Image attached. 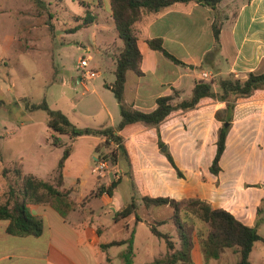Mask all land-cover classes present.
I'll list each match as a JSON object with an SVG mask.
<instances>
[{
	"label": "crops",
	"instance_id": "crops-1",
	"mask_svg": "<svg viewBox=\"0 0 264 264\" xmlns=\"http://www.w3.org/2000/svg\"><path fill=\"white\" fill-rule=\"evenodd\" d=\"M45 2L48 11H44L41 16H47L51 20L55 19L52 7L56 12L64 10L77 21L82 20L84 15H90L93 17L91 24H96V18L89 13L96 8L111 18L109 0ZM70 4L74 9L69 8ZM26 8V0H0V31L5 34L4 40L10 48L14 42L19 43L21 40L16 38L19 31L16 21L31 18L33 15ZM33 11L35 16L40 17L36 14L35 7ZM216 13L222 19L220 50L214 57L209 58L206 64H202L203 58L213 48L211 24L214 16L210 9L196 4H175L158 15L145 16L137 22L135 27L137 45L142 55V75L127 73L125 103L138 111L150 113L155 110L158 98L172 95L174 91L177 97L173 100V105L190 98L198 81L212 80L227 74L244 81L248 73L263 71L264 0H222ZM10 23L14 28L13 35L4 29V26ZM151 39H161L164 50L184 65L176 64L161 52L151 50L146 42ZM100 42L104 41L100 40L99 44ZM2 43L0 40L1 47ZM99 44L95 45L97 51H100ZM195 70H200V73L194 74ZM204 73L208 79L203 78ZM114 80L113 70L110 82L104 81L105 90H108L105 85ZM213 89L217 91L215 85ZM86 100L76 112L82 120H91L90 128L116 127L121 121L116 99L115 103L109 100L106 103L97 94L94 98ZM223 108L224 104L219 101L206 103L179 113L158 126L160 137L167 145L181 176L159 151L157 128L146 125L127 129L121 134L130 166L118 155L114 164L109 163L102 178L94 175L91 169L97 156L109 152L102 146L103 137L81 136L70 140L65 135L63 138L67 137V142L57 146L62 152L56 163L49 167L41 161L27 168L25 162L20 159L19 164L24 174L47 180L53 177L63 148L69 146L71 151L63 167V188L69 190L68 196L76 205L65 217L60 216L49 205L30 206L31 214L40 218L43 224L42 233L37 237L9 235L5 232L8 222L0 220V264H122L121 253L126 250V244L106 249H102V245L126 240L130 235H133L134 244L139 225L166 221L172 214V211L164 214L166 209L155 211V208L166 206L145 208L141 202V197L145 195L175 200H204L212 208L224 209L244 225L254 227L264 238V217L261 216L262 212L257 215V207L264 196V142L262 146L257 145L258 154L254 158L243 156L244 161H248L252 166V180L240 178V175L236 178L225 176L223 160L230 146V131L219 163L220 173L215 176L209 171L216 151L218 130L222 126L216 120L215 113ZM67 119L70 121L68 117ZM259 119L264 120V98L261 97L236 104L230 127L231 130H236ZM262 126H259L261 134L264 133ZM242 148L245 155L247 149L244 143ZM197 162H203L204 166L197 167ZM116 173L118 179H114ZM123 179L131 184L132 191H119ZM111 182H117L111 196L105 192L97 194L98 188L108 187ZM254 184L261 186L256 189L248 187ZM248 191L255 193L252 199L248 195L244 197ZM131 200L137 204V217L140 220L135 222L133 215L126 219L114 220L115 213ZM107 213L111 215V221L104 218ZM125 231L124 237H120ZM169 234L176 240L173 226ZM150 242L152 246L149 248V254L152 258L148 262L167 251L166 244L163 247L157 243L156 248H153L154 241L150 239ZM257 244L264 246L262 243L254 245L250 254L251 264L264 263V251H261L264 249L258 248ZM191 260L192 264H234L238 255L227 249L218 259L204 263L200 245L194 237Z\"/></svg>",
	"mask_w": 264,
	"mask_h": 264
},
{
	"label": "trees",
	"instance_id": "trees-1",
	"mask_svg": "<svg viewBox=\"0 0 264 264\" xmlns=\"http://www.w3.org/2000/svg\"><path fill=\"white\" fill-rule=\"evenodd\" d=\"M28 1L34 5L38 16H41L44 11H48L45 0ZM54 1L59 3L63 0ZM109 2L111 19L123 47L114 56L115 80L106 84L105 87L110 90L118 103L121 117L119 124L116 127L78 129L70 123L64 114L51 110L45 102L32 105L30 109L45 110L47 112V127L57 134L68 136L70 140L81 136L103 137L102 146L109 150L103 157L110 164H114L117 156L120 155L130 166L128 152L121 135L123 132L142 125L156 127L159 151L181 176L167 145L160 137L158 126L179 113L182 114L203 104L219 101L224 104V108L215 113V118L222 126L218 130L216 151L209 167L210 173L217 176L221 171L219 163L225 150L226 137L233 121L235 106L240 102L259 97L264 98V70L248 73L244 81L232 74L215 77L208 82L198 81L194 85L190 98L173 105V100L177 97V93L174 91L172 95L158 98L155 110L150 113H143L126 104L124 87L128 72H133L137 76L142 75L140 71L142 55L137 45L138 36L135 27L137 22L145 16L158 15L175 4H196L210 9L214 16L211 24L213 48L203 58L202 64H206L208 59L214 57L220 50L222 19L216 12L222 0H109ZM92 22L93 17L87 15L82 19L81 24L74 27L73 30L87 27ZM146 42L151 50L161 52L176 64L184 65L164 50L161 39H151ZM213 85L216 86L217 91H214ZM111 142L118 144V148H112ZM53 145L60 146L59 139H56ZM70 151L69 146L64 148L53 177L47 180L24 174L19 163L13 167H1L2 177L7 178L12 174L14 178L13 183L7 186V190L0 193V220L8 222L5 229L7 234L20 237L41 235L42 220L31 214L30 206L49 205L62 217H65L75 207L76 204L68 196L69 190L63 188V167ZM116 186L117 182H111L108 187L98 188L97 194L105 192L111 196ZM141 202L145 208L166 206L171 209V216L166 221L156 222V224L162 225L170 222L176 238L174 240L171 234L159 231L155 224L147 223L150 232L165 242L167 251L162 256L145 264H192L191 250L194 237L197 238L200 245L204 263L218 259L225 250L231 249L238 255V260L234 264H251L250 254L254 245L256 243L264 244V238L258 234L254 227L244 225L224 209L212 208L204 200L198 198L175 200L169 197L145 195L141 197ZM262 211L263 207H258L257 215L259 216ZM132 215L135 217V222L140 220L137 217V204L134 200L118 210L114 215V220L126 219ZM123 244H126L127 248L121 253L122 264H132L134 257L132 235L126 240L112 241L102 245V249Z\"/></svg>",
	"mask_w": 264,
	"mask_h": 264
},
{
	"label": "rangeland",
	"instance_id": "rangeland-1",
	"mask_svg": "<svg viewBox=\"0 0 264 264\" xmlns=\"http://www.w3.org/2000/svg\"><path fill=\"white\" fill-rule=\"evenodd\" d=\"M26 1L28 6L26 10L33 15L31 18L26 17L16 21L19 29L16 38H20V42H14L10 48L4 40L5 34L0 31V40L3 41L2 47L0 46V193L7 190V186L14 180L12 174L7 178L2 177V166L13 167L15 162L20 163L22 159L27 168L41 161L49 167L56 163L62 152L53 145V142L56 139H59L60 143L67 142V137L63 138L65 135H59L47 127L45 110H31L30 107L45 102L51 110L60 111L68 117L76 128H90L91 120H82L76 110L87 102V98L92 99L97 94L106 103L108 100L115 103L113 94L105 90L103 84L104 81L110 82L109 80L112 79L115 69L113 56L123 47L112 19L97 8L89 13L96 18V24L73 30L82 20L73 19L64 10L57 13L53 7L51 10H54V20L47 16L37 17L33 11L34 5ZM71 7L74 9L70 4L69 8ZM4 29H7L6 32H10L11 35L14 34L11 23L5 25ZM100 40L105 43L99 44ZM97 44L100 45V51L95 48ZM86 58H89L88 67L85 71H81L80 60ZM89 71L90 75L87 74ZM199 73L200 70L194 71L196 75ZM263 124L264 120L259 119L256 122L246 123L236 130L229 128L230 146L223 160L225 176L236 178L240 175V178L252 180L250 178L253 173L252 166L248 161H244L243 156L251 159L258 154L257 145L262 146L264 142V133L259 132V126ZM262 128L264 129V125ZM243 143L247 149L245 155ZM205 157L204 155L203 159ZM196 166H204V163H198ZM260 186L261 184L248 185L254 187L253 189ZM119 191L121 193L132 191V186L123 179ZM247 195L252 199L255 193L248 191L244 197L246 198ZM258 207H263L261 216L264 217V196ZM155 209V211L166 209L164 214L171 212L169 207ZM104 218L111 221L109 213ZM151 223L163 233H169L172 226L171 223L162 225ZM125 234L126 231L119 236L124 237ZM150 239L154 241L153 248H156L157 243L165 247L164 241L155 237L147 225H139L133 244L135 259L132 264H145L151 260ZM257 246L264 249L260 244Z\"/></svg>",
	"mask_w": 264,
	"mask_h": 264
},
{
	"label": "built area",
	"instance_id": "built-area-1",
	"mask_svg": "<svg viewBox=\"0 0 264 264\" xmlns=\"http://www.w3.org/2000/svg\"><path fill=\"white\" fill-rule=\"evenodd\" d=\"M88 61L89 58L86 59H81L80 63H79V68L81 69V71H85L86 68L88 67ZM88 75L91 74V72H87ZM203 77H207V75L204 73ZM111 146L114 149L118 148V144L111 142ZM108 165H109V161L107 159H105L102 155H99L96 157V162L94 164V166L92 167L91 171L94 175H96L97 177H103L108 169ZM118 175L117 173L114 176V179H118Z\"/></svg>",
	"mask_w": 264,
	"mask_h": 264
}]
</instances>
